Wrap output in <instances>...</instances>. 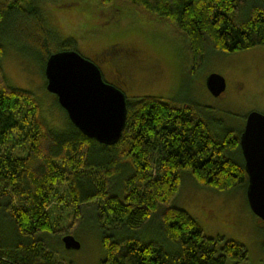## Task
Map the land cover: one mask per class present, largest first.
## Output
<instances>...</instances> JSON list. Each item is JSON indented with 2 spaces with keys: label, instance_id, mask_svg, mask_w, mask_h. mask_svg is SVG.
<instances>
[{
  "label": "trees",
  "instance_id": "trees-1",
  "mask_svg": "<svg viewBox=\"0 0 264 264\" xmlns=\"http://www.w3.org/2000/svg\"><path fill=\"white\" fill-rule=\"evenodd\" d=\"M100 2L127 4L174 27L186 37L198 64L210 52L231 56L264 48V0ZM77 5L73 0L0 3V264H62L46 240L54 233L62 239L71 236L59 225L60 217L51 219L60 207L70 206L75 214L80 207H95L105 250L100 264L246 263L244 246L204 236L185 211L173 207L190 178L199 188L217 194L242 190L246 198L248 180L239 144L244 127L240 133L222 129L200 105L145 96L126 99L120 137L105 145L85 137L55 96L53 104L63 118L58 127L45 120L32 93L9 85L3 62L10 48L25 56L23 60L40 61L44 70L56 53L80 54L76 36L65 38L57 21ZM119 52L113 45L98 59L115 65ZM155 223L158 239L149 236ZM110 224L126 234L112 240L105 228Z\"/></svg>",
  "mask_w": 264,
  "mask_h": 264
},
{
  "label": "rangeland",
  "instance_id": "rangeland-1",
  "mask_svg": "<svg viewBox=\"0 0 264 264\" xmlns=\"http://www.w3.org/2000/svg\"><path fill=\"white\" fill-rule=\"evenodd\" d=\"M73 1L78 4L75 10L59 14L57 21L62 25L59 24L58 30L65 38L76 36L77 51L82 57L97 61L103 77L110 82L107 84L114 86L115 70L124 72L129 88L123 93L128 101L153 96L174 105L197 104L210 112L208 119L213 125L235 133L242 131L250 113L264 114V48L231 56L210 52L198 64L188 50L186 37L167 23L124 3L103 6L100 0ZM80 12L85 14L80 16ZM113 45L120 47V53L116 64L108 65L98 56ZM10 50L3 62L9 85L32 93L45 120L58 127L63 118L53 104L55 97L46 91L42 63L35 59L23 60L25 56ZM126 65L127 69L123 67ZM211 74L222 76L226 82V91L218 98L205 87ZM183 183L173 207L185 211L204 236L244 246L248 260L243 264H264V228L250 211L243 191L217 194L197 187L191 178ZM78 212L75 214L71 206L60 207L51 219L55 222L60 217L59 225L68 229L80 248L66 250L59 233L49 235L46 246L62 264H100L105 250L97 211L89 206L80 207ZM71 223H75L73 228ZM61 227L54 230L64 231ZM105 228L114 241L126 234L119 225H105ZM149 228L150 238H160L158 223Z\"/></svg>",
  "mask_w": 264,
  "mask_h": 264
},
{
  "label": "water",
  "instance_id": "water-1",
  "mask_svg": "<svg viewBox=\"0 0 264 264\" xmlns=\"http://www.w3.org/2000/svg\"><path fill=\"white\" fill-rule=\"evenodd\" d=\"M46 91L55 96L69 121L87 138L105 145L119 139L126 118V97L107 84L100 68L75 51L50 56L44 70ZM205 87L215 98L226 91L225 79L211 74ZM247 175L246 198L250 211L264 225V114L250 113L240 136ZM66 250H78L73 236L62 239Z\"/></svg>",
  "mask_w": 264,
  "mask_h": 264
},
{
  "label": "flooded vegetation",
  "instance_id": "flooded-vegetation-1",
  "mask_svg": "<svg viewBox=\"0 0 264 264\" xmlns=\"http://www.w3.org/2000/svg\"><path fill=\"white\" fill-rule=\"evenodd\" d=\"M125 57L127 58V60L129 59V56L127 54L125 55ZM123 67H125V69H127V65L123 66ZM100 70H101V68H100ZM101 73H102V71H101ZM113 83H114V86L117 87L122 92L129 88L127 85L128 84V78L124 75V72L121 69L115 70L114 76H113Z\"/></svg>",
  "mask_w": 264,
  "mask_h": 264
},
{
  "label": "bare ground",
  "instance_id": "bare-ground-1",
  "mask_svg": "<svg viewBox=\"0 0 264 264\" xmlns=\"http://www.w3.org/2000/svg\"><path fill=\"white\" fill-rule=\"evenodd\" d=\"M243 157V156H242ZM244 160V159H243Z\"/></svg>",
  "mask_w": 264,
  "mask_h": 264
}]
</instances>
